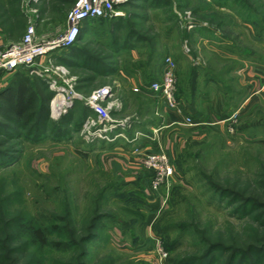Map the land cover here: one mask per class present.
I'll use <instances>...</instances> for the list:
<instances>
[{"label": "rangeland", "instance_id": "rangeland-1", "mask_svg": "<svg viewBox=\"0 0 264 264\" xmlns=\"http://www.w3.org/2000/svg\"><path fill=\"white\" fill-rule=\"evenodd\" d=\"M10 1L0 0V46L20 42L31 24L37 26L40 36L58 34L67 27V16L78 0H15L21 16L8 19V14L13 11ZM171 1L172 11L176 13V24L171 22V26L165 22L167 7L158 12L152 9L149 13L150 5L137 0L134 4L138 6H129V10L138 15L137 20H141L140 28H137L140 35L157 44L162 42L161 31L166 29L165 25L169 29L174 27L177 33L172 35L171 47L193 54L188 34L192 29L187 23L207 26L209 22L205 15L211 11L206 5L190 0ZM260 2L264 5V0ZM232 24L219 32L230 47L228 52L222 51L228 55L226 58L208 53L199 55L197 62L201 65L196 67L201 69V73L195 89L205 94L213 91L223 94L226 99L224 106L229 108V112H212L207 120L201 119L209 125L193 131L190 130L193 127L175 126L173 134H170L171 129L166 137L162 136L165 141L176 143L178 156L172 162L176 179L170 188H166L168 202L160 212L146 210L148 204L144 203L140 191L125 184L121 178L94 169L82 152L87 148L82 146L84 137L80 131L74 136L75 141L57 143L48 140L40 144L15 145L19 160L0 167V245L5 249L16 247L23 262L32 260L43 264H158L155 238L161 241L168 253L164 264H169L174 256L175 259H184L200 255L205 249L204 241L218 242L229 249L218 264H226L230 254L247 250L250 245L261 246L264 241L263 221L253 217L264 215V208L241 218L233 214L238 204L222 198L212 187L244 192L245 198H254L261 206L264 205V91L245 102L246 90L238 73L240 68L249 71L255 67L257 58L264 63V50H259L260 40H255L259 36L249 26ZM4 36L6 42H3ZM239 36L241 42L237 38ZM262 38L264 46V36ZM238 46L247 49L241 62L229 58L236 53ZM253 52H256L255 56ZM71 53L70 49L57 53L55 65L65 67L67 81L76 93L84 97L102 87L112 88V117L126 122L125 130L129 132L125 135L129 140V135L134 132H144V126L164 124L162 118L151 115L146 107L138 110V104L146 103L145 99L120 101L117 96L124 90L118 84L95 77L79 65V60L71 57ZM207 57L212 59L211 68L207 65ZM209 77L217 80L208 83ZM36 78L45 82L40 77ZM180 85L181 81H178V92ZM78 102L81 101L76 100L75 105ZM200 108V111L208 110ZM207 115L204 113V117ZM202 121L196 122L197 126ZM121 128L118 133L123 131ZM7 147L11 148L12 143L5 144L0 138V148ZM136 213H142L144 221L141 222ZM153 213L155 215H151ZM155 216L158 219L153 221L154 224L146 221ZM96 221L97 227L92 230L91 226ZM145 222L151 226L147 224L142 235ZM24 223L49 227L50 244L45 247L36 244ZM180 228L185 232H180ZM91 233L95 238L83 243ZM10 237L13 242H8ZM179 241L182 244L171 254L167 247L171 242ZM147 243L151 244L149 249L144 245ZM83 251L88 252L85 258L81 257Z\"/></svg>", "mask_w": 264, "mask_h": 264}, {"label": "crops", "instance_id": "crops-1", "mask_svg": "<svg viewBox=\"0 0 264 264\" xmlns=\"http://www.w3.org/2000/svg\"><path fill=\"white\" fill-rule=\"evenodd\" d=\"M136 1L137 0H133L129 5L125 6L121 16H117L113 19L88 20L83 23L77 46L81 52H92L94 54V61L93 63L86 62V64H84V60L87 57L84 56V52L82 55L79 54L78 64L83 67H88V69L86 68V71L93 73L95 77L104 80H111L118 84L117 86L124 90L123 94L121 93L120 96H117L120 101L126 102L129 100L131 102L132 98L135 102V99L136 101L141 98L145 99L146 103L138 104V110L146 107L149 109L151 115L162 118L161 121H163L164 124H150L144 126V132L142 130L141 132H134L129 135L130 140L125 135L129 131L125 130V128H121L123 129V131L121 130V133L128 139V141L122 137H118L111 142L96 141L92 144H89L86 141H81L83 142L82 146L87 148V151L82 152L96 171L110 172L114 176L121 178L125 184H130L136 190L140 191L145 200L144 203L148 204L146 210L152 209L160 212L168 202L167 189L166 187H162L160 190L155 191L150 187L151 173L143 166L142 152L164 151L171 161L174 162L178 156L177 145L170 140L165 141L164 138L162 139V136L166 137L167 132H170L171 129L172 131L170 134H173L175 132L173 129L175 126L184 127L183 122L188 117L192 118L195 122H199L202 121L201 119L207 120L208 117H211L212 112H229V108L224 106L226 99L223 94L216 93L215 91L206 94L198 91L197 93L195 90L196 86L195 89H193L192 86L193 81H195L193 79L194 74H198L197 82L201 73V69L196 67L197 65H201V63L197 62V60L200 59L199 55L201 53H208L223 58L228 56L223 54L222 51L224 53L228 52L227 50L230 48L229 44L221 38L219 32L225 30L229 24H226L220 30L216 29V27L210 28L209 24L206 26L203 25V23H197L195 28L188 31L189 38H191L190 47L193 54H185L177 51L179 48L176 50L171 47L172 35H175L177 32L174 27H171L170 29L168 28L171 26L169 25L171 22L168 20L165 22L169 26L166 27L165 25L166 29H164V31L162 29L161 31L163 34V36H161L162 42L158 41L156 44V42L150 38H148L149 41H144L145 38L140 35V29H137L140 28L141 20H137L138 15H135V13H132L129 10V6H138L134 4ZM141 1L144 3L146 2L145 0ZM151 10L152 9L148 8L147 11L150 13ZM155 12H158V10ZM229 13V10H222V14ZM147 21L148 19L146 22ZM241 24L245 25L239 18H237L236 22L233 23V26H241ZM203 27H209L210 31H202L201 29ZM237 38L239 42H241L240 36ZM256 39L260 40L258 41L259 50H264L262 43L263 38L255 37V40ZM3 42H6L5 36ZM182 44L183 42L181 45ZM5 45H7V43H5ZM181 47L183 50L184 46ZM246 51V48L238 46L236 53L229 58L233 60L236 58L238 62H241V58L246 57ZM253 54L255 56L256 52H253ZM167 58H171L174 61L178 81H181L180 91L178 92L180 104L176 111H169L162 97L146 90L149 85L162 78L165 69V60ZM257 59L258 63L253 67L254 69L252 68L247 71L245 68H240V70H238V73H240L239 76L242 77V82L244 83V86L242 87L246 90L245 97L247 100H245V102H250L255 96L264 91V63L261 62V58ZM204 64L206 63L204 62ZM207 65L211 68L212 59H210V57H207ZM223 73H225V71ZM19 74L27 75L28 73L22 70H17L1 74L0 92L15 83ZM215 79L216 78L214 77H209L207 82L213 83ZM205 97H207L205 99L206 101L203 99ZM82 105L84 104L78 102L71 112L73 111L77 115ZM244 106L245 104L242 108ZM200 107H206V109H208L207 112L205 110L200 111ZM86 108L88 107L86 106ZM123 108L125 110V105ZM118 111L120 112L121 110ZM204 113H207L210 116L207 115L204 117ZM91 114L92 112L89 109V116ZM138 124H141V122L139 121ZM216 124L220 123H215V125ZM206 125H209V123H205L204 121L200 126H194L193 128L190 127L192 128L190 130L193 131L198 127ZM194 133L196 134L197 130ZM116 134H120L118 133V129L112 136ZM137 134L142 136L138 141H134ZM137 148L140 149V152H136ZM175 179L176 176L173 179V183ZM151 215L155 214L153 213ZM157 219L158 216H155L146 221H151L150 223L152 225L154 224L153 221H157ZM148 223L149 222H145L142 225V235L145 227L148 225L149 227L151 226ZM149 236H151V233ZM144 245L147 247L151 246L150 243Z\"/></svg>", "mask_w": 264, "mask_h": 264}, {"label": "trees", "instance_id": "trees-1", "mask_svg": "<svg viewBox=\"0 0 264 264\" xmlns=\"http://www.w3.org/2000/svg\"><path fill=\"white\" fill-rule=\"evenodd\" d=\"M150 9L161 10L167 7V19L169 22L176 24V15L172 11L173 1L171 0H145ZM192 2L203 4L211 11L208 16L205 15L206 20L209 22L210 28L222 29L226 24L236 22L237 18L245 25L249 26L257 36H264V5L260 0H190ZM17 1L11 0L10 7L13 9L7 18H19L20 11L15 7ZM222 10H229V14H222ZM195 13H198L195 10ZM204 19V18H203ZM233 25V24H232ZM174 26V25H173ZM209 27H203L202 31H210ZM144 41H149L148 37L143 36ZM78 43V42H77ZM77 43L70 48L71 57L78 59L79 54L85 52L87 56L84 60L93 63L94 54L92 52L80 51ZM67 61L65 59H62ZM72 59H70L71 61ZM87 68L88 67H84ZM196 71V69H195ZM192 86L195 89L198 74H194ZM179 96V93H178ZM53 98V93L50 91L47 84L39 78L32 77L29 74H19L15 83L9 88L0 92V138L5 144H11L12 147L1 149L0 148V167L15 164L19 160V152L15 145L21 146L24 143L40 144L45 141H53L61 143L70 141L76 134H79L84 121L89 116V109L82 105L78 114L69 112L66 116L58 121H53L50 117V102ZM214 190L220 194L222 198H229L233 204H238L233 209V214L239 215L241 218L255 214L264 205L261 206L254 198L244 197V192L239 193L230 188L214 187ZM140 221H144L142 213H136ZM255 220H262L264 227V215H254ZM91 226V229L97 227ZM25 229L31 232V238L43 247L50 244L48 240L49 227L44 225L36 226L32 223L26 225ZM180 232H185L184 228L179 229ZM187 230V228H186ZM165 232V231H163ZM16 233L13 234V236ZM15 240V237H13ZM95 238L94 234L88 235L83 243L90 242ZM11 237L8 242H13ZM181 240V239H180ZM182 243L171 242L167 249L173 254ZM204 250L198 256L175 259L172 257L169 264H218V261L223 257V253H228L229 249H225L220 243H207L204 241ZM203 246V245H201ZM6 251V254H5ZM2 252V253H1ZM16 247L5 249L0 245V264H43L42 262L29 260L23 262ZM88 252L83 251L82 258L87 256ZM217 254H219L217 256ZM226 264H264V241L261 246H248L247 250L239 251L230 254Z\"/></svg>", "mask_w": 264, "mask_h": 264}, {"label": "built area", "instance_id": "built-area-1", "mask_svg": "<svg viewBox=\"0 0 264 264\" xmlns=\"http://www.w3.org/2000/svg\"><path fill=\"white\" fill-rule=\"evenodd\" d=\"M132 1L78 0L67 16V27L56 35L40 36L37 26L31 24L20 42L0 46V75L22 70L29 72L31 76L45 80L54 93L50 103L51 118L54 120H60L67 115L74 107L76 100L83 102L92 112L81 130L84 141L87 143L111 142L118 137L128 141L122 133L112 136L115 130L126 126L125 121H116L112 117L114 107V103L110 102L113 97L112 88L102 87L88 97L76 93L70 81H67V70L63 66L55 65L54 57L78 42L84 22L121 16L123 8ZM187 24L189 29L195 27L192 22ZM146 90L162 97L169 111L178 110L180 104L178 77L175 63L171 58L165 60L162 78L149 85ZM183 125L194 127L198 124L188 117ZM141 136L137 134L134 141H138ZM139 150L137 148L136 152H140ZM142 156L144 168L151 173V188L155 191L162 187L170 188L176 176V169L169 156L164 151L142 152ZM155 242L158 264H164L168 253L158 238H155Z\"/></svg>", "mask_w": 264, "mask_h": 264}, {"label": "bare ground", "instance_id": "bare-ground-1", "mask_svg": "<svg viewBox=\"0 0 264 264\" xmlns=\"http://www.w3.org/2000/svg\"><path fill=\"white\" fill-rule=\"evenodd\" d=\"M59 98H61V97H59ZM59 98H58V99H59Z\"/></svg>", "mask_w": 264, "mask_h": 264}]
</instances>
